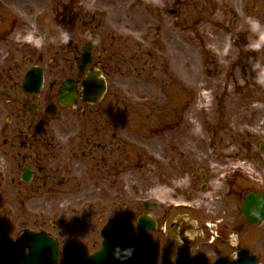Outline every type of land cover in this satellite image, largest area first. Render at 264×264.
<instances>
[{"label":"flooded vegetation","instance_id":"af4514ba","mask_svg":"<svg viewBox=\"0 0 264 264\" xmlns=\"http://www.w3.org/2000/svg\"><path fill=\"white\" fill-rule=\"evenodd\" d=\"M51 1L57 6L47 11L42 0H0V258L6 249L10 260L29 255L48 260V241H43V237H50L57 245L56 264H73L80 256L68 255L62 228H56L55 222L52 223L54 231H50L47 209L42 204L34 209H18L17 205L20 191L27 199H32L33 194L43 197L63 194L64 176L59 178V175L65 170L71 172L72 163L63 160L61 136L53 122L61 110L80 108L86 114L85 107H101L94 115L104 117L105 128L94 129L98 134L89 137L81 134L78 148L81 158L94 161V169L104 168V177L111 183L124 181L129 138L140 135L139 130L128 128L130 118L144 116L162 121L159 132L167 129L174 137L173 151L177 154L173 156L174 162L191 167L192 155L186 147L196 129L191 123L192 84L184 72L192 67L191 41L182 36L171 38L160 34V27L149 39V34L140 28L137 50L131 49L133 44L127 34L129 17L114 19L110 12L96 9L95 0ZM49 11L54 15V24L47 21ZM29 32L43 37L40 47L17 41L18 35ZM62 32L71 36L66 44L61 42ZM254 38L257 40L258 36ZM230 43L235 48L226 51L224 58L217 61L226 63L227 69L222 67L215 75H222L227 84L239 85L237 74L243 71L244 79L247 78L258 52L251 47L254 42L248 35L239 34L238 39L231 36ZM242 46L247 48L243 50ZM32 73L34 77L28 80ZM40 74L42 81L38 83ZM130 81L136 93L129 92ZM66 84L74 93L71 98L70 89L61 93ZM61 96L74 105L61 103ZM214 108L216 118H220L222 102ZM207 118L216 119L208 114ZM247 119L241 116L237 119L241 123L236 126L245 125L256 134L264 133V127ZM168 121L172 122L167 124ZM219 127L207 128L205 132L217 136L231 125L226 121ZM263 141L258 145L241 141L232 154L224 140H218L215 147L214 139L210 138L214 151L208 157L213 159L217 152L222 158L218 159L219 164L224 163L223 168L235 167L233 176L243 177L245 186L233 189L234 183L229 180L225 193L198 196L193 192L198 186V175L192 172L193 188L188 196L145 199L137 217L153 215L146 207L154 208L153 217L158 226L154 232L138 233L140 257L136 264H232L241 252L259 259L256 224L249 223L243 205L251 192L264 193ZM144 155L141 152L137 156L139 169L149 162ZM74 156L80 158L77 154ZM153 156V162L159 163V158ZM234 158L239 160L235 165L231 162ZM188 173L187 170L184 175ZM26 174L31 175L27 181ZM200 174L204 180L200 189L207 192L212 175L205 169ZM97 177L103 176H94ZM105 231L103 227L99 234L96 230L89 233L92 239ZM25 234H31L29 242L22 240ZM33 235L40 237L39 243ZM145 235L147 243L143 240Z\"/></svg>","mask_w":264,"mask_h":264},{"label":"rangeland","instance_id":"374dc122","mask_svg":"<svg viewBox=\"0 0 264 264\" xmlns=\"http://www.w3.org/2000/svg\"><path fill=\"white\" fill-rule=\"evenodd\" d=\"M42 2L47 11L55 5L51 0H42ZM94 3L96 9L110 12L108 14L114 19L122 16L130 18L127 22V34L130 35V42L133 44L129 46L131 49L137 50L140 28L149 34V39L158 33V27L162 29L160 34L171 38L182 36L190 39L192 67L189 71H184L183 68V71L187 73L192 84L191 123L196 132L192 134L186 147L192 155V165L179 166L173 159V156H177L173 151L174 137L167 129L159 132L162 121L150 120L144 116L134 120L130 118L128 128L139 130L140 135L129 138L130 143L127 146L129 160L125 167L124 181L111 183L104 177V168L94 169V161L89 157L81 158L82 153L78 148L80 141L78 138L81 134L89 137L98 134L97 129L101 131L105 128L104 117L94 115V112H100L101 107H85L86 114H82L80 108L60 111L53 125L61 136L63 160L72 163L71 172L65 170L63 175H59V178L64 176L63 194L54 197L33 194L32 199H27L25 193L18 190L17 205L18 209H34L42 204L48 211L47 223L50 231H54L55 227H52L54 222L56 228L59 230L62 228L64 247L72 258L98 249L103 240L98 232L112 219L125 216L135 222L143 209L142 203L145 199L188 196L193 188L190 185L192 172L198 175V186L193 188V192L198 196H207V194L216 196L225 193L226 182L229 180L234 183L233 189L239 185L245 186L243 177L233 176L232 170L235 167L223 168L224 163L219 164L218 159L222 158L217 152H214L213 159L208 157L214 151L210 147V138L214 139L215 147L218 140H224V143L230 146L228 152L232 154L241 141H250L258 145L264 139V133L256 134L253 129L245 125L236 126L241 123L238 121L241 116H246L249 122L264 127V84L258 82L257 71L254 68L256 64L264 65V50L253 49L258 52L256 63H251L247 78L244 79L243 71L237 74L239 85L227 84L222 75H215V72H219L226 64L223 62L218 64L217 61L224 58L226 51L235 48L230 43L231 36L238 39L239 34L248 35L252 42L256 41L254 37L259 34L253 31L250 20H258L264 26V0H95ZM50 11L47 21L54 24L52 20L54 15ZM232 11L238 16L236 24ZM115 26L121 25L115 24ZM241 48L245 50L247 46ZM130 84L131 81L129 92L136 93V89ZM176 89L178 93L179 89ZM219 102H222L221 116L216 118L217 114L213 109L215 110L214 107ZM91 112H93L92 116ZM207 114L216 119L207 118ZM226 121L230 123V129L233 128V131L228 128L217 136H210L205 132L207 128H218L220 123L224 124ZM171 122L168 121L167 124ZM249 132L252 134L250 135ZM141 152L145 154V160H149V162L144 161L143 169L137 167V156ZM75 154L80 158H75ZM153 155L159 158V163L153 162ZM237 161L239 160L234 158L231 162L235 165ZM203 169L209 176L212 175L207 192H202L200 189V183L204 181L200 176ZM187 170L189 173L184 175ZM97 174L103 177L94 178ZM44 199L47 203L43 202ZM150 211L154 215V208H150ZM90 230H96L97 236L91 239ZM254 233L257 240L256 256L264 260V224L254 226ZM156 234L158 237L159 233ZM250 236H253V233ZM146 238V235L143 236L144 243L148 242Z\"/></svg>","mask_w":264,"mask_h":264},{"label":"water","instance_id":"95a60500","mask_svg":"<svg viewBox=\"0 0 264 264\" xmlns=\"http://www.w3.org/2000/svg\"><path fill=\"white\" fill-rule=\"evenodd\" d=\"M236 22V21H235ZM34 73L29 75V79H32ZM41 74L37 77L38 83L42 81ZM70 86L66 84L61 93L65 94L68 89H70L69 98L73 97L74 93L71 92ZM60 102L65 105H72L73 102L71 100L65 101L62 99ZM29 175L27 177L24 176L25 180H29ZM246 218L249 222H259L264 219V194L262 193H251L247 196L245 204H244V212ZM157 223L155 219H153L149 215H144L139 217L138 223L136 225V229L138 231H148L155 230ZM134 227L124 218H117L109 228L107 229V233L105 236V241L103 243V247L101 250L92 254L89 257H84L78 259L74 264H135L137 259H139V249L138 242L136 237V232L133 229ZM31 238V234H25L23 236V241L29 242ZM34 240L38 243L41 240L40 237H35L33 235ZM48 241V260L46 258L41 259V257L36 258L32 255L21 258H13L9 259V255L7 253L8 250L5 249V255L0 258V264H56V242L49 238L43 237V241ZM36 243V244H38ZM39 246V244H38ZM117 246L121 247V256H123V249L128 246H132L134 248V252L128 259H118L113 253ZM39 256V254H38ZM233 264H261L255 259L250 258L248 255L241 253L239 259H237ZM263 264V263H262Z\"/></svg>","mask_w":264,"mask_h":264},{"label":"clouds","instance_id":"9594fccd","mask_svg":"<svg viewBox=\"0 0 264 264\" xmlns=\"http://www.w3.org/2000/svg\"><path fill=\"white\" fill-rule=\"evenodd\" d=\"M250 23L252 25V29L253 31L257 32L258 35V39L251 44V47L253 49H260L262 47H264V26H262L260 24V22L258 20H250ZM60 39L62 43H68L69 40L71 39V36L68 32H62L60 34ZM17 41H22L24 43H29L32 44L36 47H40L43 43V37L42 36H37L35 34V32H29L26 35L23 36H17ZM96 43H99V41L97 40ZM255 70L257 71V80L259 83L264 84V65H260V64H256L254 65ZM209 103L211 102L210 98H209ZM134 252V248L132 246H128L127 248L123 249V256H121V247L117 246L115 251H114V255L118 258V259H128L131 257V255Z\"/></svg>","mask_w":264,"mask_h":264}]
</instances>
